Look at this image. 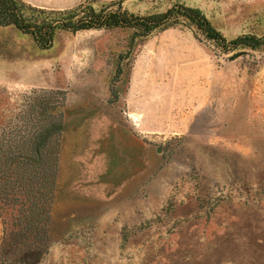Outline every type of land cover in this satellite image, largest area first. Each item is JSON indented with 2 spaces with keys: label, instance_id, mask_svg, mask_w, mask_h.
Listing matches in <instances>:
<instances>
[{
  "label": "rangeland",
  "instance_id": "1",
  "mask_svg": "<svg viewBox=\"0 0 264 264\" xmlns=\"http://www.w3.org/2000/svg\"><path fill=\"white\" fill-rule=\"evenodd\" d=\"M174 4L201 10L227 40L264 35V0L122 1L141 17ZM55 105L67 125L38 264H264V50L225 53L188 26L143 41L62 31L43 50L0 27V137L60 120L44 114Z\"/></svg>",
  "mask_w": 264,
  "mask_h": 264
},
{
  "label": "trees",
  "instance_id": "2",
  "mask_svg": "<svg viewBox=\"0 0 264 264\" xmlns=\"http://www.w3.org/2000/svg\"><path fill=\"white\" fill-rule=\"evenodd\" d=\"M115 0L99 10L79 4L47 10L22 0H0V27L30 35L40 49L53 46L59 32L124 29L143 41L176 27H192L223 52L264 50V35H240L227 40L197 8L174 4L162 13L138 16ZM45 116L56 122H36L19 140L0 137V258L7 264H38L52 244L53 211L60 179L65 108L47 106ZM58 121V122H57Z\"/></svg>",
  "mask_w": 264,
  "mask_h": 264
},
{
  "label": "water",
  "instance_id": "3",
  "mask_svg": "<svg viewBox=\"0 0 264 264\" xmlns=\"http://www.w3.org/2000/svg\"><path fill=\"white\" fill-rule=\"evenodd\" d=\"M242 54H243L242 52H239V53H237L236 55H234L233 57H231L230 59L233 60V59H235V58L241 56Z\"/></svg>",
  "mask_w": 264,
  "mask_h": 264
}]
</instances>
